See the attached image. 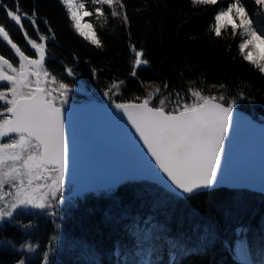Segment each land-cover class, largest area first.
I'll list each match as a JSON object with an SVG mask.
<instances>
[{"label":"trees","instance_id":"16d2710c","mask_svg":"<svg viewBox=\"0 0 264 264\" xmlns=\"http://www.w3.org/2000/svg\"><path fill=\"white\" fill-rule=\"evenodd\" d=\"M81 1L91 13L87 20L101 41L99 47L79 34L61 0H0V24L21 51L34 57L29 39L41 43L43 35L45 69L58 82L80 86V93L68 98L128 102L141 101L151 93V104L158 106L163 99L166 109L174 110L192 104L196 99L192 92L198 91L205 96L223 95L226 104L235 100L232 106L264 119V73L243 59L240 36L233 34L232 26L222 28L220 36L214 32L218 11L234 0L207 5L193 0H113L111 6ZM16 4L28 38L2 6L13 9ZM242 4L255 28L264 32L263 6L256 0H242ZM33 11L38 30L23 18ZM133 48L148 61L136 68L134 76ZM10 49L0 37V54L15 59ZM113 81L124 83L106 97L104 92ZM79 202L77 209L50 220L31 216L3 223L0 264H44L45 253L48 264H141L135 256L138 239L124 226L137 216L148 226L154 222L156 235L150 237L165 251L170 249L160 244V238L165 232L171 234L167 236L174 239L172 248L179 252L173 264H243L230 250L235 230L241 227L246 228L251 250L264 247V195L246 189L220 187L183 199L142 181ZM30 246L35 251L28 250ZM186 248L194 251L185 252Z\"/></svg>","mask_w":264,"mask_h":264},{"label":"snow or ice","instance_id":"6c2138e0","mask_svg":"<svg viewBox=\"0 0 264 264\" xmlns=\"http://www.w3.org/2000/svg\"><path fill=\"white\" fill-rule=\"evenodd\" d=\"M70 12V18L75 22L79 34L89 39L97 47L101 41L93 31L86 33L81 26L82 17L76 10V0H61ZM99 5L113 4V0H93ZM194 4H216L217 0H193ZM257 5H264V0H256ZM5 7L6 16L19 26L28 38L24 28L21 9L18 4L13 9ZM80 8L84 4L79 5ZM122 7V5H121ZM235 10L239 25L232 24L233 34L237 27L243 31L241 36L247 38L240 43L239 48L243 59L253 64L261 73H264V55L254 56L253 51L244 54L245 49L257 41L264 44V32L258 31L254 20L248 15L242 0H234L228 7L221 10L216 16L214 32L221 35L225 27L221 21L229 17ZM100 12V9H96ZM91 15V13H85ZM112 15L116 16L115 10ZM24 13L23 18L31 21L37 28L34 17ZM126 19V17H125ZM91 28V25H87ZM0 37L11 46L19 56L18 66H14L9 59L0 55V82H7L6 91H0V101H5L6 107L0 111V141L8 138L7 142H0V192L5 185L15 188L14 200L0 207V219L11 217L13 211L21 206H31L45 209L52 206L47 197H56L61 192L64 184L65 171L68 163V146L65 138L66 115L64 105L68 103L67 93L70 88L63 82H58L55 76L44 68L45 45L29 39L31 47L36 50L38 58L33 59L24 52L9 37L5 26L0 24ZM40 41L45 37L41 35ZM134 65L132 75L136 68L148 61L142 59V51L133 48ZM69 75L73 72L67 70ZM30 77H35L33 81ZM50 77V79H49ZM49 83L58 84V89L47 87ZM124 82L113 81L111 87L104 92L109 96L113 89H118ZM166 86V85H165ZM220 87H224L221 85ZM59 92V96L54 92ZM157 93L159 89L156 90ZM11 93V99L7 98ZM196 97L192 104L185 103L174 110H166L165 101H159L158 106H152V94L143 98L139 103L132 101L116 102V110L127 118L135 134L142 141L144 147L155 161L160 172L183 193L191 194L198 189L212 186L217 179L220 168L221 153L225 147V137L232 124L234 111L231 102L221 103L224 96H205L198 91H193ZM60 97H63L61 99ZM140 100L139 97L136 98ZM59 100V106L57 105ZM44 173L49 175L45 176ZM55 173V175H52ZM50 179L47 185L48 192L40 193L41 185H35L39 179ZM4 196L0 194V201ZM29 250H32L31 247ZM20 264H24L23 261ZM44 264H48V255H44Z\"/></svg>","mask_w":264,"mask_h":264},{"label":"water","instance_id":"95a60500","mask_svg":"<svg viewBox=\"0 0 264 264\" xmlns=\"http://www.w3.org/2000/svg\"><path fill=\"white\" fill-rule=\"evenodd\" d=\"M65 138L68 163L64 181L92 191L128 181L150 180L181 197L220 187L245 188L264 194V121L233 107L215 183L187 194L176 189L113 103L90 100L68 102Z\"/></svg>","mask_w":264,"mask_h":264},{"label":"rangeland","instance_id":"374dc122","mask_svg":"<svg viewBox=\"0 0 264 264\" xmlns=\"http://www.w3.org/2000/svg\"><path fill=\"white\" fill-rule=\"evenodd\" d=\"M81 3H82L81 0H76V10H77L79 16L82 17L80 23H81V26L83 27L84 31L86 33L91 34L92 33V27L91 28L87 27V25H91V24L87 20V15L85 14L86 11H85L84 7L83 8L79 7V5ZM262 6H263V9H264V5H262ZM227 7L221 8L218 11V13L221 10L226 9ZM221 23L225 24L226 25L225 27H227L229 25L232 26L233 23H235L236 25H239L240 21L236 17L235 10H234L233 13H230L229 17L225 18V20H222ZM73 24L75 26V22L74 21H73ZM225 27H223V28H225ZM242 31L243 30L241 28L237 27L236 32L240 36V43L243 42V40L247 38V34H245L244 36H241L240 33ZM248 51H253L254 56L264 55V44H261L259 41H257L256 44H255V47L253 48L252 45H249L245 49L244 54H247ZM9 54L12 57H16V58L14 59V58H11V57L6 56L4 54H2V56H4L5 58L9 59V61L12 62L14 64V66H18V61H19L18 54L15 52L14 49H10L9 50ZM16 59H17V62H16ZM33 59H36V58H33ZM30 78L33 81H35V79H36L35 77H30ZM49 79H50V77H49ZM49 84L52 85V87L54 86L55 89H58V84H52V83H49ZM6 85H7V82H0V91H6ZM7 86L10 87V85H7ZM76 87H73V89H71V90L75 91L76 89H78ZM7 98L11 99V93H7ZM1 102H2V104L0 105V111H2L4 109V107L6 106L5 101H1ZM7 140H8V138L6 137V138H4L3 141H0V142H7ZM44 175L47 176L49 174L48 173H44ZM52 175H55V173H52ZM50 183H51L50 179L46 180V179L42 178V179H39V180H35L34 181L35 185H41L38 194L47 193L49 191L47 185L50 184ZM69 190H71V186H69L66 183H64L63 187L61 189V192L59 194H57L56 197H52L51 195H49L47 197L48 201H50L52 206L46 207L45 209H39V208L31 207V206H21L17 210L13 211V215L12 216L17 215V214H19L21 216H28V215L38 216V215H42V217H44L45 220L47 218H49L50 216H56L64 208H66V206L71 201L72 196L69 193ZM0 194H2L4 196V200L0 201V207H3L5 203L13 202L14 196H15V188L11 187L10 185H5V189L2 192H0ZM167 199H169V197H167ZM11 217H4L3 219H0V223L4 222V220H9ZM238 229L235 230L237 235H236V238H235V240L233 242L232 247H230V250L234 253V255H236L235 256L236 258H238L240 260H244L246 262L247 261L249 262L250 259H249L248 254H245V252H243L246 249L249 250V248L246 246L247 245V240L246 239H248L247 233H246V228H245V230H244L243 227H241L239 230ZM262 234H264V233H262ZM167 235H171V234H166V232H165V234L162 235V236H164V239H163L164 242L167 241V239L168 240H172V241L174 240V239H172L173 237H170V236H167ZM263 241H264V239H263ZM244 243L246 245H244ZM30 247H33V246H30ZM254 248L256 249V251L254 253L264 249V247H263V249L262 248H257V247H254ZM32 249L34 250V248H32ZM193 251H194V249H188V248L185 249V252H190L191 253ZM27 253H28V251H27Z\"/></svg>","mask_w":264,"mask_h":264}]
</instances>
